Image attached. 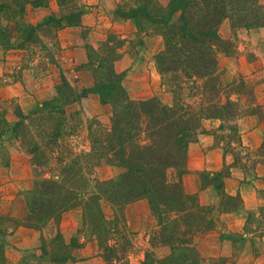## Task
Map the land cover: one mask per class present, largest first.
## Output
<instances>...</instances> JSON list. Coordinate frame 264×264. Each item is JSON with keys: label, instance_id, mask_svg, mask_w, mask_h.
Here are the masks:
<instances>
[{"label": "trees", "instance_id": "obj_1", "mask_svg": "<svg viewBox=\"0 0 264 264\" xmlns=\"http://www.w3.org/2000/svg\"><path fill=\"white\" fill-rule=\"evenodd\" d=\"M76 1L79 8L74 13L52 14L46 22L32 24L26 19L28 7L47 6L49 0H0V44L31 51L33 37L39 36L41 27L51 21L56 23L57 39L59 29L78 24L86 11L82 0ZM59 2L62 7L67 5L63 0ZM115 12L122 18L135 19L140 31L164 37L165 47L156 55V63L173 93V103L165 104L156 97L136 100L130 96L124 85L125 72L116 69V62L123 55L124 38L111 33L100 47L87 44L86 67L93 72L94 86L77 88L62 73L53 98L38 103L29 112L19 106L16 114L7 109L0 111V118L3 117L0 141L10 134L34 153L35 166H48L49 159L43 158L42 153L47 152L52 138L58 135L65 107L95 92L104 104L112 107V120L110 128L90 132V158H103L122 172L115 178L97 180L93 189L80 164L64 166L68 179L62 176L59 183L56 179L38 176L28 191L26 217L18 221L38 229L51 218L59 219L69 208L81 207L108 264H201L194 237L214 230L217 218L214 206L203 204L183 188L189 143L205 130V120L220 119V128L228 123L229 136L246 148L239 120L249 114H260L261 108L244 77L231 83L223 80L219 51L226 42L219 28L227 18L236 29L264 27V4L260 0H171L163 5L159 0H135V5L128 10L118 4ZM6 21L14 25L15 34L2 29L1 23ZM241 93L250 97L248 102L240 100ZM234 95L239 99L234 100ZM52 131H55L53 136L49 134ZM254 156L258 157L256 163H264V141ZM10 158L9 153L0 158V166H7ZM59 160L62 163V159ZM234 165L214 172L216 178H222L220 184ZM171 169L179 170L177 181L169 180ZM223 194L228 199L236 197L226 191ZM140 199L149 201L158 229L144 258L133 262L130 252L135 242L130 235L125 208ZM103 203L113 206L112 217L105 213ZM258 217L256 227L264 236V206ZM258 217L250 215L248 222ZM59 238H62L60 234ZM80 243L73 238L71 246ZM161 245L171 250L164 257L156 253ZM1 249L2 244L0 252ZM52 254L53 262L72 258L71 250L58 254L52 251Z\"/></svg>", "mask_w": 264, "mask_h": 264}, {"label": "rangeland", "instance_id": "obj_2", "mask_svg": "<svg viewBox=\"0 0 264 264\" xmlns=\"http://www.w3.org/2000/svg\"><path fill=\"white\" fill-rule=\"evenodd\" d=\"M63 1H65L67 5L63 6V9L59 12L60 15L72 14L75 12L76 8H79V4L76 0ZM260 1L264 4V0ZM118 4H121L124 10H128L130 6L135 5V0H120ZM162 4L168 5V3ZM47 19H45L42 23L46 22ZM222 23L223 24H221L219 28V34L226 43L223 44V46H221L220 48L219 63L220 69L222 71L223 80L226 83H231L236 79L237 81H240V78L244 77L245 80H247L249 87L252 86L254 90V98H256V87L257 85L263 83L262 79H264V70L261 69L258 71V73H256L255 76L248 77V60L242 57L243 53H245L244 49H240L242 43H246L250 47L251 42L247 39V34L251 28L240 27L236 29L232 26V23L229 18L225 19ZM136 24L138 25L137 22ZM1 26L2 29L7 31L6 33L15 34V28L13 27L14 25H11L9 22H3L1 23ZM55 28L56 23L52 21L47 22L46 25H43L41 27L40 35L35 36L32 39V49L31 51L28 50L30 52V57L31 59L35 58L33 60H37L36 67L39 75L46 76L50 74V71L53 73L55 71L57 81L61 82V77L63 73L77 88H79L77 83L70 78L69 74L72 72L75 66L71 63H67L65 60H62L60 58L61 47L57 39L55 38ZM111 33H114L117 36L125 39L123 54L126 51H132L133 49H136L137 54H139L140 51L138 48H142V46L145 45L144 39L146 36H161L164 42V46L161 50H163L165 47V39L161 34H148L145 31H140L139 27L138 33L135 36L131 37H123L122 35L116 32ZM111 33H109V35ZM159 52H157L156 54H152V56L147 59L149 63L146 65V75L148 76L145 75L144 77L142 74H137L139 73L137 71L128 75L127 71L131 68V66L129 65L122 66L121 64L122 67L119 66V70L117 69V67L116 69L119 72H125L124 85L133 99H141V97H136L135 95L138 94L139 91H142L144 96H148L149 94H152L154 92L155 88H157L156 90L159 95L155 94L152 97H156L165 104L170 105L173 103V93L171 92V89L165 84L163 77L157 68L156 55ZM248 54L249 57H251V54ZM253 57L254 54L252 55V59ZM22 74L23 73L21 69H15L13 71L6 72L4 75H0V111L7 109L10 112L13 111L14 114H16V109L19 106L24 111L29 112L30 110L35 108L38 103L42 102H37L32 107H22V103L18 98L4 97L5 93H2V87H4L7 83H12L14 79L18 81L22 78ZM237 98L239 99L238 95L233 96L234 100H237ZM249 98L250 97L247 94H240V100L243 102H248ZM81 100L65 107L63 111L64 121L63 125L60 128V131L58 135H54V137L52 138L53 143L51 144L47 152L42 153V155L44 156L43 158H46L47 160L49 159L48 166H35L32 160V158L34 157V153L31 152L26 145H23L21 142L17 141L16 139H13L10 134L3 136L2 139L4 140L0 141V158H5L8 153L11 157L10 163L7 166H0V244H2V252H0V264H31V260L33 258L31 259L30 257L35 256L37 254L36 251H40L44 257L52 261V256H54V254H52V251L58 254L60 252L63 253L65 251L71 250V252L73 253L75 249V247L71 246L73 238H76L77 240H79V242H82L83 237L96 239L101 255V249L99 246L98 239L91 230V227L88 225V221L86 222L85 212L81 207H72L63 212L64 214L67 211L73 209H80L82 211V227L78 229V231L71 238L70 242L66 240L63 233L61 232L60 227H58L56 232L55 229H53L52 227V235H45L44 233V229L49 225L50 222L54 221V223L58 224V222L63 216L62 214L59 219L51 218L46 223L40 224L38 229L34 228L41 231L39 243H37L36 246L29 247L28 249H26V251L24 250L25 253L24 255H22V258L20 259L19 263H14L13 256L11 255L12 251H8L12 250V244H16V242H18V238L16 237L14 239H11L13 240V242H11L9 236L12 233L16 232V230L20 227H29L20 224L19 221L24 220L28 212V191L34 186V180H36V177L39 176L56 179V181H58L59 183V179L62 176H66L67 174V172L64 171V166L70 163L71 165L74 164V166H78L80 164L83 175L90 183V188L93 189L96 186L97 180L115 178L118 177L119 174L122 172L120 168L112 166V164H110V162H108L107 160L103 158L93 160L90 158L89 155L91 152L90 132L92 130H102L111 127L112 107L108 104H106L108 108L98 107L95 103L91 101L88 104L84 105L81 103ZM250 104L252 106L251 102ZM259 113L261 115L263 114L262 109ZM9 117L13 119V116L10 115ZM2 118H0V120H2ZM33 118H35V116H33ZM240 120L239 129L241 130ZM27 123H30V121H27ZM221 123L222 121L220 119L205 120L203 123V125L205 126V130L190 139L188 148L187 171L184 173L182 180L183 188L186 193L193 194L197 196L200 200L199 192H188L184 185L185 175L187 173H194V171H191L189 169L190 144L197 143L200 137L202 136L213 135V146L219 147L222 150V166L217 170H210L207 168L200 170L198 169L195 173H197V175L200 177L202 189L211 190V195L207 196V199L210 200V197L217 198V203L205 204L215 207L214 212L217 218V226L214 230L210 232L219 230L222 233L226 234L227 237L232 240L236 248V251L231 257L221 259V261L228 264H264V236L260 234V231L256 227L257 222H259L257 220L260 219V217L258 216L260 215L261 208L264 206V177L262 178V183L259 184L260 187L258 188V203H254V198H248V201L250 200L251 203L254 204L253 207L246 206V201L243 199L242 195L239 192L234 194L229 193L230 195L236 196L234 199H228L223 194V192H227V179L232 176L236 178L237 174L239 175L240 183L257 185L258 182H260L257 179L259 176L258 165L264 163H256L258 157H255L254 155H256L259 147L251 148L247 145H245L246 148L241 147L239 144L236 143L234 139L229 136L231 132L227 127L228 123L224 122L226 126L220 128ZM49 124H52V122L50 121ZM53 132L55 133V131H52V133L49 134L53 136ZM49 138L50 137H47L46 139ZM19 140L21 139L19 138ZM5 149H7L6 154L4 153ZM57 159H62V163H60V160L57 161ZM233 164L235 165L229 169L230 173L228 174L226 179L223 178V184H220L222 178H216L214 172L223 169L224 167L228 168V165ZM26 175L30 176L29 179H27L28 177H26ZM66 177V179H68V176ZM178 177L179 170L171 169L169 171L168 178L170 181H177ZM26 183H28L27 189L24 190L23 188ZM219 184L220 187H217L216 185ZM22 193L25 196L26 212L23 217H15L10 213L11 211H8V205L11 204V209H14L16 211L19 207V197ZM3 198L11 199L12 203H6L7 207L4 206ZM103 209L108 216H113L114 209L111 204L103 203ZM229 214H231V216H234L233 219L227 217ZM250 215L258 218L255 220L250 218V222H248V218ZM154 218L156 220V227H154V229L148 233H140L136 230H133L132 227L129 226L127 220L130 235L132 236V239H134L133 241L135 242L134 248H132V251L130 252V259L133 262H139L141 259H143L145 256L146 249L152 247V237H155V231L158 229V220L155 215ZM234 219H239V221H241V225L239 228H237L236 225H232V221ZM54 226L56 227L55 224ZM59 234L62 236V238H59ZM201 234L203 235L206 233H199L197 235ZM193 243H195V241H193ZM247 244L252 247V255H249V258L246 255L241 256V251L246 248ZM162 246L167 245H161L156 248V253L158 257H164L168 255L171 251L169 246H167V248L169 249L160 248ZM194 246L196 247L195 244ZM196 249L198 251L199 257L201 258V264H214L218 260L208 255L207 247H201L200 250L196 247ZM7 251L9 255H7ZM37 262L38 261L33 260L34 264H36ZM61 263L62 262L53 263L52 261V263L50 264Z\"/></svg>", "mask_w": 264, "mask_h": 264}, {"label": "crops", "instance_id": "obj_3", "mask_svg": "<svg viewBox=\"0 0 264 264\" xmlns=\"http://www.w3.org/2000/svg\"><path fill=\"white\" fill-rule=\"evenodd\" d=\"M119 1L120 0H82L86 11L82 15L80 22L76 25L66 26L58 30L57 41L61 47L60 58L75 66L69 74L70 78L77 83L80 89L94 86L93 72L86 67L88 63L87 44L100 47L107 42L109 33L111 32H116L123 37L135 36L138 33V25L134 19L122 18L116 15L115 9ZM159 1L167 4L170 0ZM62 9L63 7L60 6L58 0H49V5L47 6L30 5L27 9L26 19L32 24H39L52 14L60 15L59 12ZM247 39L251 42L250 47L246 43H242L240 49H244L245 53H243L242 57L248 60V77H253L259 70H264V27L251 28L248 31ZM144 43L145 45L142 46V48H138L140 51L139 54H137L136 49L128 52L126 51L122 55V58L116 62L117 69L119 70L121 64L122 66L129 65L131 68L127 71L128 75L137 71L139 72L137 74H142L145 77L146 65L149 63L147 59L151 57L152 54L159 52L163 48L164 42L161 36L156 35L146 36ZM248 53L251 54V57H249ZM253 54L254 57L252 59ZM33 59H31L30 52L26 49L6 48L0 44V75H4L6 72L15 69H21L23 73L22 78L18 81L14 79V83L5 84V86L2 87V93H5L4 97L18 98L22 103V107H32L37 102L54 97L56 94L55 86L59 83L55 71L54 73L50 71V74L46 76L39 75L36 67L37 60ZM262 81L263 83L256 87V101L262 109L263 114L248 115L240 120L243 143L251 148L260 147L264 141V79H262ZM156 89L157 88H155V90ZM155 90L148 96H144L142 91H139L138 94L135 95L136 97H141V99H147L155 94L159 95L157 90ZM90 101L95 103L98 107L108 108L106 104L101 102L100 96L95 92L89 93L88 96L81 100V103L86 105ZM213 144V135L202 136L197 143L190 144L189 169L194 171V173H187L184 177V185L187 191L192 193L199 192L200 200L204 204L217 203V198L210 197V200L207 199V196L211 195V190L202 189L200 177L195 172L198 169L204 168L217 170L222 166V150L219 147L213 146ZM258 169L259 176L257 179L260 182H258L257 185L240 183L238 174L236 178L232 176L227 179V192L230 194L239 192L246 201L247 207L254 206L250 200L248 201L249 197L254 198V203H258V188L264 177V164H259ZM26 177L29 179L30 176L26 175ZM28 183L24 185V190L27 189ZM10 202L11 199L3 198L4 206H6V203L10 204ZM8 209L13 216L23 217L26 212L24 194L22 193L19 197V207L16 211L11 209V204L8 205ZM125 213L129 226H131L133 230L140 233H148L156 227V220L147 199H140L129 203L125 208ZM227 217L233 219L234 216L229 214ZM82 224V211L80 209H73L64 213L58 224L54 223V221L50 222L44 229V233L45 235H52L53 232H51V228L53 227L56 232L58 227H60L64 237L70 242L78 229L82 227ZM232 225H236V227L239 228L241 221H239V219H234ZM40 235V230L30 227H20L9 236L11 242H13L11 239L15 237L18 238V242L12 244V250H8L12 251L11 255L13 256L14 263L20 262L26 249L36 246L37 243H39ZM194 241V244L199 250L201 247L205 246L207 247L208 255L218 259L214 264H228L221 261V259L231 257L236 251L232 240L219 230L197 235ZM160 248L169 249L167 246H162ZM8 251L6 252L7 255H9ZM36 252L37 254L35 256L30 257L31 259L33 258L31 264H34L33 260L38 261L37 263H52V261L44 257L40 251ZM244 255L248 258L250 257L249 255H252V247L249 244L241 251V256ZM61 264L107 263L100 255L96 239L83 237L80 245L75 247L72 258L63 261Z\"/></svg>", "mask_w": 264, "mask_h": 264}]
</instances>
